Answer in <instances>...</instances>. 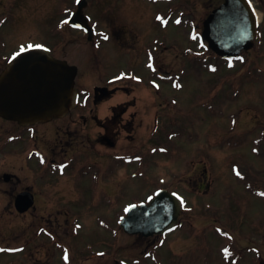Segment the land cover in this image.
Returning a JSON list of instances; mask_svg holds the SVG:
<instances>
[{
  "label": "flooded vegetation",
  "instance_id": "flooded-vegetation-1",
  "mask_svg": "<svg viewBox=\"0 0 264 264\" xmlns=\"http://www.w3.org/2000/svg\"><path fill=\"white\" fill-rule=\"evenodd\" d=\"M189 1L195 0H85L83 13L93 27L89 40L83 29L69 24L78 9L76 0H0V78L12 68L14 54L27 47L28 42H34L20 41L9 47L6 27L27 18L29 11L31 17L39 19L44 15L45 3L52 5V10L55 7L59 16L55 30L49 28L50 33L59 36L66 31H78L87 36L83 43L70 44L63 58L79 67L73 101L68 107L32 122L0 115V160L16 156L22 160L21 176L13 171L1 172L7 185L0 192L9 200L0 202V206L19 216L36 213L35 225L26 224L32 230L31 239H26L21 249L28 247L30 241H38L37 255L33 263L21 264H245L247 259L252 264H264V136L250 138L251 147L243 157L232 159L226 175L225 201H218V193L211 192L218 178H211L209 169L202 167L189 174L190 182L179 191L184 199L183 208L179 222L170 232L128 233L122 225L130 204L147 202L160 190H174L167 187L165 178L157 180L158 184L153 183V178L151 192L133 197L125 193L124 199L129 180L147 175L150 157L156 159L160 147L167 150V134L165 138H156L153 133L148 137L149 147L145 142L147 147L137 153L124 151L123 141L133 139L137 118L138 123L146 121L145 117H138L143 110L146 116L150 114L147 124L156 134L166 122L167 41L159 42L157 33L167 32V13L179 8L180 17L189 21L183 19L177 25L192 28L201 37L211 11L225 2L211 0L210 12L197 19V10ZM243 1L251 9L254 45L232 60L244 64V77L251 85L264 82V67L256 65L252 69V63L264 62V0ZM151 6L156 10L151 8L148 20L143 15ZM127 8H132L134 14L124 15ZM151 28L157 32L143 42L141 33ZM35 43H45L53 55L59 48L56 42ZM84 43L93 55L77 64L69 54L78 48L72 50L71 46ZM102 47L132 52L135 57L125 68H110L105 55L99 52ZM120 70L126 71L124 78L118 75ZM157 96L163 101L156 103ZM131 108L134 111L126 116ZM258 123L264 128V123ZM92 127L99 128L94 136ZM248 130L251 128L245 134H249ZM6 174L9 176L5 177ZM24 192L31 194L33 200L29 206L27 201L22 202L20 205L27 207L19 211L17 199ZM197 195L206 197L202 212L206 216L202 218L196 216L197 210L191 211L195 207L190 204V196ZM214 196L218 200L209 201ZM248 210L253 211L250 216L254 217L248 215ZM198 221L201 226L196 225ZM177 236L181 239L178 246L172 241Z\"/></svg>",
  "mask_w": 264,
  "mask_h": 264
},
{
  "label": "rangeland",
  "instance_id": "rangeland-1",
  "mask_svg": "<svg viewBox=\"0 0 264 264\" xmlns=\"http://www.w3.org/2000/svg\"><path fill=\"white\" fill-rule=\"evenodd\" d=\"M189 2H193L192 7L194 11L197 10L195 11L197 19L205 18L212 8L211 0ZM51 6L45 3L44 15L39 18L42 19L40 23L37 17H31L29 11L27 18L18 19L17 22L8 25L5 35L11 40L8 44L9 47L20 41H48L51 45L56 42L59 44V48L54 56L65 58L70 44L87 40L80 32L66 31L65 34L59 36H56L53 31L50 33L49 28H52L59 18L58 14H55V7L52 10ZM151 8L156 10L155 6H151L143 15L148 20L151 18ZM133 14L132 8L124 10V15L131 16ZM180 16H182V12L179 8L172 11L171 14L167 13L169 21L167 32L157 33L161 39L159 42L164 39L167 41V118L165 119L166 124L159 127V133L156 134L154 129L153 132L156 138H165L164 134H167V154L164 153V147H160L156 152V159L150 157L151 162L146 166L148 174L129 180V188L123 191L124 199L127 195L129 197L137 196L139 193L146 195L148 191L153 190L154 184L160 178H165L167 185L172 189L183 190L186 188L185 183L190 182L187 179L190 177L189 174H192L196 169L206 167L209 169L211 178H218V182L211 188V192H216V195L218 193L219 200L215 195L210 197L209 201H225L228 191L226 175L231 169L230 159L233 156L236 159L243 157L246 150L251 147L249 145L250 138L258 135L264 136V128L260 129L255 126L258 122L264 123V82H254L250 85L243 76L245 70L241 61L232 62L215 57L216 55L212 54L205 44L202 45L197 36L194 38L195 35L191 31H188L186 27L174 24L175 19H179ZM183 19L189 20L184 16ZM52 30H55V27ZM156 32L151 28L149 32L141 33V40L149 41ZM74 45L71 46V49L78 48V51L69 54L70 57H75L72 59L73 62L78 64L80 60H88L93 55L91 48ZM112 47L106 50L102 47V51H99L105 55L106 63L110 68H125L128 66L127 63H130L135 57L132 52L127 53L122 49ZM162 51L163 49H161ZM256 65L264 67V62L262 64L252 63L253 70ZM138 69L142 71L141 67ZM176 75H180L177 77L178 79H176ZM161 101H163L161 97L157 96L156 103ZM132 111H134L133 108L128 110L126 116ZM149 116L150 114L146 116L144 110L138 113L139 119L145 117L146 121L138 123L137 118L134 122L133 139H124V151L143 152L142 149L147 147L145 142L149 147L148 137L154 136L153 133L151 135L148 133L152 130V126L147 124ZM234 122H238V124L235 126ZM165 125L167 128H164ZM250 128L252 132L248 130L250 133L245 134L244 131ZM259 129L261 134H259ZM98 130L99 128L92 127V136ZM233 141L235 145H242V147L235 149L231 144ZM155 148L157 149V146ZM15 149L13 147V152ZM21 164L22 160L19 156L0 160V176L3 171H13L21 176ZM127 170L129 169H124L125 172ZM153 178L155 179L154 184L151 182ZM6 185L0 177V190L3 191ZM220 194H226L224 199L220 198ZM190 198V204L195 207L191 211L197 210L195 214L199 218L206 216L202 213L206 197L197 195L190 196ZM4 200H9V198L0 192V202ZM197 206L198 209H196ZM250 212L253 211H247L249 216L254 215ZM240 213L245 214V212ZM35 214L33 211L27 217L19 216L14 210L11 211L8 207L4 209L0 206V264H13L21 261H32L33 263L35 261L38 241H30L28 247L21 249V244H24L26 239H31L32 230L27 229L26 224L34 222L35 225ZM236 214L239 212L237 211ZM196 225L201 226L200 221ZM94 226L96 227V225ZM172 241L176 242L177 246L181 245V239ZM199 254L202 255L201 250ZM245 264L252 263L247 259Z\"/></svg>",
  "mask_w": 264,
  "mask_h": 264
},
{
  "label": "water",
  "instance_id": "water-1",
  "mask_svg": "<svg viewBox=\"0 0 264 264\" xmlns=\"http://www.w3.org/2000/svg\"><path fill=\"white\" fill-rule=\"evenodd\" d=\"M80 13L73 21L77 22ZM86 26V25H85ZM204 38L209 46L221 56H235L253 45L254 24L249 8L243 0H226L214 10L205 24ZM77 67L66 61L53 58L42 51L25 53L0 80V114L21 122L51 116L64 105H69L75 84ZM33 197L22 193L17 199L20 204ZM180 212L179 199L161 192L149 204L132 206L128 211L124 227L130 232L151 234L168 230Z\"/></svg>",
  "mask_w": 264,
  "mask_h": 264
},
{
  "label": "snow or ice",
  "instance_id": "snow-or-ice-1",
  "mask_svg": "<svg viewBox=\"0 0 264 264\" xmlns=\"http://www.w3.org/2000/svg\"><path fill=\"white\" fill-rule=\"evenodd\" d=\"M78 2H79V0H78ZM37 47H39V46H37ZM22 51H23V49H22ZM238 175H239V173H237Z\"/></svg>",
  "mask_w": 264,
  "mask_h": 264
}]
</instances>
